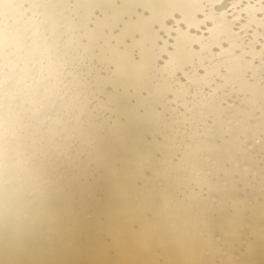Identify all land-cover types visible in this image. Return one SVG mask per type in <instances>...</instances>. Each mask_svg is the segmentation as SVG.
<instances>
[{
	"label": "bare ground",
	"instance_id": "bare-ground-1",
	"mask_svg": "<svg viewBox=\"0 0 264 264\" xmlns=\"http://www.w3.org/2000/svg\"><path fill=\"white\" fill-rule=\"evenodd\" d=\"M23 11L0 38V264H264L261 0Z\"/></svg>",
	"mask_w": 264,
	"mask_h": 264
},
{
	"label": "snow or ice",
	"instance_id": "snow-or-ice-1",
	"mask_svg": "<svg viewBox=\"0 0 264 264\" xmlns=\"http://www.w3.org/2000/svg\"><path fill=\"white\" fill-rule=\"evenodd\" d=\"M28 3V0H0V38H6V35L9 31V28L19 27L20 25L26 23L25 21V13L23 9L25 5ZM261 3L264 4V0H261ZM237 5H233L236 7ZM213 17L208 16L206 20H212ZM206 20H196L195 17L188 18L185 16L183 23L187 24L189 28H199L201 25L206 23ZM10 21L12 23L10 24ZM177 23H181V21H177ZM215 23V21H214ZM222 26L217 24L216 27L209 28L208 32L212 34L210 38L211 41H215L217 46L219 45V37H218V29ZM178 31V29H177ZM181 41H184L187 44L190 43H198L201 47L211 53V43H205L203 38L193 37L188 32H180V36L177 39V47L180 46ZM224 52H221L223 55ZM203 67V64H201ZM211 75V73H209ZM185 75H188L185 73ZM200 80L206 79V77L198 78ZM189 80L192 82H197L193 79V77H189Z\"/></svg>",
	"mask_w": 264,
	"mask_h": 264
}]
</instances>
